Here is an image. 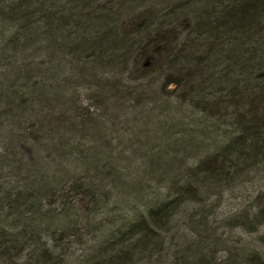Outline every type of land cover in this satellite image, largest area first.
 Listing matches in <instances>:
<instances>
[{
	"label": "trees",
	"instance_id": "obj_1",
	"mask_svg": "<svg viewBox=\"0 0 264 264\" xmlns=\"http://www.w3.org/2000/svg\"><path fill=\"white\" fill-rule=\"evenodd\" d=\"M195 124L198 137L175 134ZM121 140L165 193L110 233L135 236L134 253L90 264H160L164 253L173 264H264L252 241L216 232L204 205L264 155V0H0V259L26 243L28 260L14 264L40 263L59 245L37 236L48 219L63 227L77 204L83 216L107 206L112 158L129 163ZM188 140L219 145L186 165ZM51 199L64 205L54 215ZM182 204L195 208L192 229L171 255L159 233ZM247 212L225 224L264 223V206Z\"/></svg>",
	"mask_w": 264,
	"mask_h": 264
},
{
	"label": "rangeland",
	"instance_id": "obj_2",
	"mask_svg": "<svg viewBox=\"0 0 264 264\" xmlns=\"http://www.w3.org/2000/svg\"><path fill=\"white\" fill-rule=\"evenodd\" d=\"M153 83L155 84V81ZM216 127L220 132L224 129V126L222 125H217ZM186 128L190 130H184L183 133L182 129ZM203 128V125L196 124L191 127L190 125L189 127L185 126V128L180 125L176 128L175 134H177L178 137L181 135L183 139L189 138L188 136L198 137L197 135L202 132ZM212 129L213 128L209 130V133H211ZM189 141L190 140H188V142ZM194 141H190L191 147L186 146L184 149L182 148L185 154L190 155L186 165L191 164L200 156L211 152L217 147V145H219L217 143H212L210 144V147L204 148V144L200 146L199 142L196 144ZM113 143L116 144L117 142L113 141ZM121 143L123 145L117 147V149L123 150L121 158L129 159V163H124L122 160L120 161L112 158L111 163L116 165L119 170L116 169V172L113 174L114 176L112 175L114 179H117L118 181L109 182L108 180V182H105L104 184L102 183L105 189L110 193L107 197L108 205L102 207L97 213L83 216L80 206L77 204L78 207L76 213L73 215V220L66 222L63 227L61 226L62 220L54 221L55 217L50 220L48 219L42 229L37 231V236L38 238L45 236V239L43 238V245H45L51 243L49 241V236L55 234L56 237H60V239H57L60 246L58 245L56 249L49 250L48 253L41 255V262H35L34 264L96 263V261L99 262L106 260L105 258H107V255H112L116 251L119 252L121 248L134 253V249L130 250L129 245L135 240V236L129 235L123 238L122 241H119L117 236L120 235V232H117L114 235H110V233L113 230H115V232L118 231L119 228L125 230L124 227H126L130 217H134L138 212H142V210L145 211V206L142 204L143 201L149 199L156 200L158 197L160 198L161 195L165 193L164 185L166 184V181H159V183H156L155 180L149 177L146 173L149 170V166L144 163L142 153H140V151H135L136 146H134L131 141L129 143L126 141L125 143L121 140ZM170 148L172 149L173 147ZM177 148L181 149L180 146H176V149ZM230 181L231 182L226 184L223 182L218 183L216 189L221 193L216 194V196H213L212 198L210 197V199L207 198V201L204 203L206 206L205 211L209 214L208 219L212 227L217 228L216 232H222L223 236L229 235L232 242L239 239L241 241L244 240L247 243L248 240H250L258 251L264 252V246L257 242V239L259 240V237L264 235V223L255 226L254 231L248 233L238 230L239 228H236V226L229 227L225 224L227 222L226 220L229 221L228 218H230L232 214L237 213V211L242 208L246 210V212L248 210L254 212L258 207L264 206V155L257 158L249 169L244 170L241 175L234 177ZM179 182L180 179L177 183ZM73 198V195H70L68 200L70 201V199L72 200ZM190 203H193V201H190ZM44 207L46 208L45 210L52 209L54 215L55 211L60 212L64 205H61L60 201H54L51 199L45 202ZM186 208H188V206L184 204L179 206L175 212L169 216L165 230L159 233H162L163 238L166 241L163 245L164 251L169 250V254L171 255L174 254V251H177L173 245L181 242L182 239L184 241L189 235L190 229H192L190 228L191 226L188 221V214L189 211H192L195 208L194 206L189 208L191 210ZM95 224L98 225L96 226ZM62 228H66V230L63 229L64 231H62ZM27 245L28 244L26 243L22 244L16 251L17 248L14 249L15 247H13L15 245L9 243V245L6 246L7 248H5V253L8 255L5 254L2 256L0 264H14L17 263L18 260H28ZM10 251L12 253H10ZM13 253L15 254L14 260L10 259ZM172 259L173 257L170 258V255L164 253L159 261L160 264H173L171 263Z\"/></svg>",
	"mask_w": 264,
	"mask_h": 264
}]
</instances>
